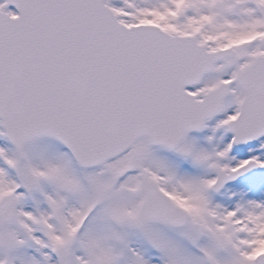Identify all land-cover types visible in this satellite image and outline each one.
<instances>
[{
  "label": "snow or ice",
  "instance_id": "6c2138e0",
  "mask_svg": "<svg viewBox=\"0 0 264 264\" xmlns=\"http://www.w3.org/2000/svg\"><path fill=\"white\" fill-rule=\"evenodd\" d=\"M0 264H264V0H0Z\"/></svg>",
  "mask_w": 264,
  "mask_h": 264
}]
</instances>
